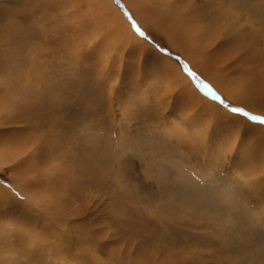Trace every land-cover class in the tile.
Returning <instances> with one entry per match:
<instances>
[{
  "label": "rangeland",
  "instance_id": "1",
  "mask_svg": "<svg viewBox=\"0 0 264 264\" xmlns=\"http://www.w3.org/2000/svg\"><path fill=\"white\" fill-rule=\"evenodd\" d=\"M139 1L0 0V264H264V0Z\"/></svg>",
  "mask_w": 264,
  "mask_h": 264
},
{
  "label": "snow or ice",
  "instance_id": "2",
  "mask_svg": "<svg viewBox=\"0 0 264 264\" xmlns=\"http://www.w3.org/2000/svg\"><path fill=\"white\" fill-rule=\"evenodd\" d=\"M137 32H138L141 36L144 35V33H143V32H140L138 28H137ZM189 75L194 76V74L191 73V72H189ZM197 82H198V84H199L201 90L204 91L206 95L211 96L213 99L219 101V103L224 104L223 100H221L220 97L217 96L215 92H213L210 88H208L207 85H204V84H202V83L199 82V81H197ZM224 106H225V107H228L226 104H225ZM230 111L233 112V113L239 114V115H241V116L247 117L250 121L258 122V123L264 124V117L251 115V114H249L248 112L243 111L242 109H239V108H231Z\"/></svg>",
  "mask_w": 264,
  "mask_h": 264
},
{
  "label": "bare ground",
  "instance_id": "3",
  "mask_svg": "<svg viewBox=\"0 0 264 264\" xmlns=\"http://www.w3.org/2000/svg\"><path fill=\"white\" fill-rule=\"evenodd\" d=\"M142 3H143V2H142ZM131 4H132V6H134L135 9H136V8L139 7V6L136 7V5H137V4H141V2H140L139 0H136V2L131 3ZM141 5L144 6L145 3H143V4H141ZM156 5H157V4H156ZM140 8H141V7H140ZM143 8L145 9V7H143ZM141 9H142V8H141ZM144 9H143V10H144ZM146 9H148V6H146ZM153 12H154V11H153ZM108 17H109V16H108ZM169 19H170V20H167V21H170L171 26H172L171 28H173V29L176 28V26H175V25L173 24V22H172V17H169ZM109 20H110V19H109ZM173 20L175 21L174 18H173ZM176 22H177V21H176ZM114 23H115V24H114V27H115V30H116V32H115V31H114V32H115L118 36L121 37L122 34H121L120 30H121L122 28H124V25H123L122 23L117 24V23H118L117 21H114ZM177 23H178V22H177ZM168 24H169V23H168ZM126 27H127V26H126ZM131 32H132V31H131ZM131 32H130V34H131ZM168 32H169V31H168ZM177 34H178V36H183V35L185 34V33H183V32L180 33V26L178 27ZM184 36H186V35H184ZM184 36H183V37H184ZM120 37H119V38H120ZM134 37H135V35H134ZM188 37H189V36H188ZM135 40H136V39H135ZM137 40H139V39H137ZM30 72H31V71H30ZM37 76H38V75H37ZM40 77H41V76H40ZM36 78H37V77H36ZM29 79H30V78H29ZM41 79H43V78H40V80H41ZM27 80H28V79H27ZM40 80H38V81L40 82ZM45 80H46V79H45ZM42 82H43V81H42ZM44 82H45V81H44ZM188 90H189V89H188ZM194 94H195V93H194ZM15 97H16V96H15ZM202 100H203V99H202ZM195 101H196V100H195ZM204 101H205V100H204ZM207 101H209V100H207ZM24 102H25V101H24ZM209 102H211V101H209ZM209 102H207V103H209ZM204 103H205V102H204ZM204 103H203V104H204ZM211 104H212V103H211ZM207 105H208V104H207ZM215 105H216V104H215ZM213 106H214V105H213ZM204 107H205V106H204ZM209 107H210V106H209ZM211 108H212V106H211ZM202 109H203V108H202ZM214 120H215V119H214ZM202 135H203V134H202ZM199 137H201V136H199ZM205 137H206V136L203 135V139H202V140H204ZM177 138H179V137H177ZM258 138H259V137H258ZM261 139H262V138H261ZM203 142H204V144L207 143L206 140H204Z\"/></svg>",
  "mask_w": 264,
  "mask_h": 264
}]
</instances>
